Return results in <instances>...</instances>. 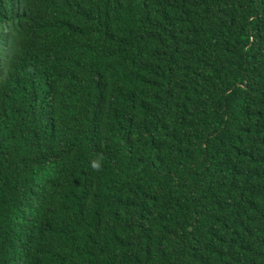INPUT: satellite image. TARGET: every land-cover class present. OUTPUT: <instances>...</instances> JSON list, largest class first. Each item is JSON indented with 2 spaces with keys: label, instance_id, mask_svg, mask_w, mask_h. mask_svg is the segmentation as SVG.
<instances>
[{
  "label": "trees",
  "instance_id": "16d2710c",
  "mask_svg": "<svg viewBox=\"0 0 264 264\" xmlns=\"http://www.w3.org/2000/svg\"><path fill=\"white\" fill-rule=\"evenodd\" d=\"M0 264H264V0H0Z\"/></svg>",
  "mask_w": 264,
  "mask_h": 264
},
{
  "label": "clouds",
  "instance_id": "9594fccd",
  "mask_svg": "<svg viewBox=\"0 0 264 264\" xmlns=\"http://www.w3.org/2000/svg\"><path fill=\"white\" fill-rule=\"evenodd\" d=\"M93 167L95 168V169H97L98 170V168H99V165L98 164H93Z\"/></svg>",
  "mask_w": 264,
  "mask_h": 264
}]
</instances>
